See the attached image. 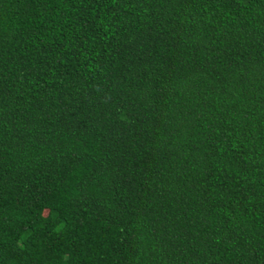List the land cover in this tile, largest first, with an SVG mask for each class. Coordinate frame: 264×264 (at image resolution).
I'll use <instances>...</instances> for the list:
<instances>
[{
	"label": "trees",
	"instance_id": "obj_1",
	"mask_svg": "<svg viewBox=\"0 0 264 264\" xmlns=\"http://www.w3.org/2000/svg\"><path fill=\"white\" fill-rule=\"evenodd\" d=\"M0 264H264V0H0Z\"/></svg>",
	"mask_w": 264,
	"mask_h": 264
}]
</instances>
